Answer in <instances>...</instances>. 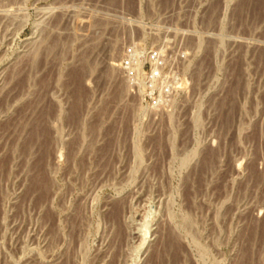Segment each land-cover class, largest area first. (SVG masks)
<instances>
[{"label": "rangeland", "instance_id": "obj_1", "mask_svg": "<svg viewBox=\"0 0 264 264\" xmlns=\"http://www.w3.org/2000/svg\"><path fill=\"white\" fill-rule=\"evenodd\" d=\"M0 264H264V0H0Z\"/></svg>", "mask_w": 264, "mask_h": 264}, {"label": "built area", "instance_id": "obj_2", "mask_svg": "<svg viewBox=\"0 0 264 264\" xmlns=\"http://www.w3.org/2000/svg\"><path fill=\"white\" fill-rule=\"evenodd\" d=\"M151 60L154 62V68L149 71L148 74H144L145 78L150 84H155L161 80L160 71L158 69V57L157 54H153L150 56ZM125 65H129L128 62H125Z\"/></svg>", "mask_w": 264, "mask_h": 264}, {"label": "bare ground", "instance_id": "obj_3", "mask_svg": "<svg viewBox=\"0 0 264 264\" xmlns=\"http://www.w3.org/2000/svg\"><path fill=\"white\" fill-rule=\"evenodd\" d=\"M143 243V242H142Z\"/></svg>", "mask_w": 264, "mask_h": 264}]
</instances>
